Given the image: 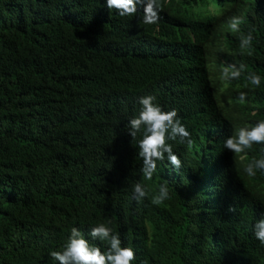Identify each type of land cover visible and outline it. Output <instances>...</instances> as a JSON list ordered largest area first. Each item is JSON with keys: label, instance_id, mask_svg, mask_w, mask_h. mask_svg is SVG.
<instances>
[{"label": "trees", "instance_id": "obj_1", "mask_svg": "<svg viewBox=\"0 0 264 264\" xmlns=\"http://www.w3.org/2000/svg\"><path fill=\"white\" fill-rule=\"evenodd\" d=\"M158 3V23L146 25L143 4L121 17L106 0H0V264H60L50 253L73 227L104 252L90 236L101 223L133 249L132 264H264L254 235L264 170L245 171L264 144L224 148L264 121V0ZM147 95L175 109L194 142L169 140L182 167L165 154L151 179L142 133L128 132ZM161 186L168 197L153 203Z\"/></svg>", "mask_w": 264, "mask_h": 264}, {"label": "clouds", "instance_id": "obj_2", "mask_svg": "<svg viewBox=\"0 0 264 264\" xmlns=\"http://www.w3.org/2000/svg\"><path fill=\"white\" fill-rule=\"evenodd\" d=\"M143 4V23L154 25L159 21V12L162 10L158 0H106L108 9H116L121 17L133 16L137 12V5ZM241 18L233 17L230 20L229 27L233 31H239ZM253 37L251 33L243 36L241 47L245 44L250 47ZM243 67V66H242ZM231 79H238L241 71L232 72ZM222 78L227 80L222 72ZM251 84L260 85V77L252 73L249 75ZM245 93H240L239 99L244 100ZM155 97L152 95L139 98L141 109L139 115L129 121V134L134 139L137 133H142V139L139 141V156L142 158L143 166L141 171L146 179H151L157 170V161L163 162L165 154L167 161L175 169L182 167L181 159L174 154L169 140H177L186 143L192 147L193 140L190 132L181 123L175 109L171 111L162 110L161 106L154 103ZM253 144H264V121H260L251 128H240L234 136H229L224 142V148L233 153H243L250 149ZM254 169L264 170V159L254 160L245 171L249 176H254ZM136 200H142L147 193L142 184L136 183L133 188ZM168 197V189L160 187L159 195L153 200V203L159 204ZM254 235L256 239L264 246V219L255 224ZM90 236L99 241L106 242L107 250L102 252L99 247H91L88 240L75 227L71 229L70 237L65 244L63 251H52L50 256L59 261L60 264H132L136 259L133 249L121 247V240L118 235L113 234L110 227L101 223L91 229Z\"/></svg>", "mask_w": 264, "mask_h": 264}, {"label": "rangeland", "instance_id": "obj_3", "mask_svg": "<svg viewBox=\"0 0 264 264\" xmlns=\"http://www.w3.org/2000/svg\"><path fill=\"white\" fill-rule=\"evenodd\" d=\"M223 49V45H222V41L220 38H217L215 42L212 43V46L210 47V52H211V57H210V60L215 63L216 62V59L217 57L215 56V54L213 52L215 51H218V49ZM214 75H215V78L218 80V81H221L222 80V70L221 69H215L214 70Z\"/></svg>", "mask_w": 264, "mask_h": 264}]
</instances>
